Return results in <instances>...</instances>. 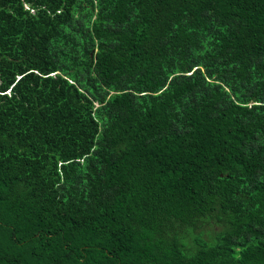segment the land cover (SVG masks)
<instances>
[{
	"label": "trees",
	"instance_id": "16d2710c",
	"mask_svg": "<svg viewBox=\"0 0 264 264\" xmlns=\"http://www.w3.org/2000/svg\"><path fill=\"white\" fill-rule=\"evenodd\" d=\"M0 264H264V0H0Z\"/></svg>",
	"mask_w": 264,
	"mask_h": 264
}]
</instances>
